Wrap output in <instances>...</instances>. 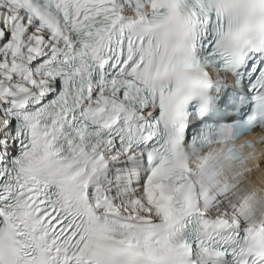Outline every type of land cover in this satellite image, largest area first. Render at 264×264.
Wrapping results in <instances>:
<instances>
[{"label": "snow or ice", "instance_id": "obj_1", "mask_svg": "<svg viewBox=\"0 0 264 264\" xmlns=\"http://www.w3.org/2000/svg\"><path fill=\"white\" fill-rule=\"evenodd\" d=\"M0 264H264V0H0Z\"/></svg>", "mask_w": 264, "mask_h": 264}]
</instances>
